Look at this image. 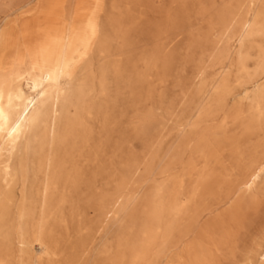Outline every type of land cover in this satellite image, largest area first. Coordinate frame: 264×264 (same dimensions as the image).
Returning <instances> with one entry per match:
<instances>
[{
  "label": "rangeland",
  "instance_id": "374dc122",
  "mask_svg": "<svg viewBox=\"0 0 264 264\" xmlns=\"http://www.w3.org/2000/svg\"><path fill=\"white\" fill-rule=\"evenodd\" d=\"M15 62L0 264H264V0H0Z\"/></svg>",
  "mask_w": 264,
  "mask_h": 264
},
{
  "label": "bare ground",
  "instance_id": "6f19581e",
  "mask_svg": "<svg viewBox=\"0 0 264 264\" xmlns=\"http://www.w3.org/2000/svg\"><path fill=\"white\" fill-rule=\"evenodd\" d=\"M10 64L8 68L0 64V189L3 188L12 195L17 165L24 159L30 146L32 127L47 107L49 97L35 100L34 95H29L24 83L35 93L41 84L39 77L27 79L24 63ZM54 68L48 70L52 71ZM49 74L51 75L50 71ZM43 247L40 243V250Z\"/></svg>",
  "mask_w": 264,
  "mask_h": 264
}]
</instances>
